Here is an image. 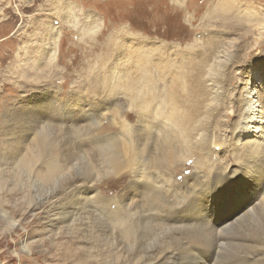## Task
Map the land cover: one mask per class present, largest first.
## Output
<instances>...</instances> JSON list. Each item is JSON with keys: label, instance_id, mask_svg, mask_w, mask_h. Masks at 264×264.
Wrapping results in <instances>:
<instances>
[{"label": "rangeland", "instance_id": "374dc122", "mask_svg": "<svg viewBox=\"0 0 264 264\" xmlns=\"http://www.w3.org/2000/svg\"><path fill=\"white\" fill-rule=\"evenodd\" d=\"M253 89L264 127V0H0V157L42 143L0 175V264L205 258L208 229L176 232L185 214L211 219L186 158L210 154L203 185L217 190L246 164L264 171L238 134ZM97 143L113 151L94 181Z\"/></svg>", "mask_w": 264, "mask_h": 264}, {"label": "bare ground", "instance_id": "6f19581e", "mask_svg": "<svg viewBox=\"0 0 264 264\" xmlns=\"http://www.w3.org/2000/svg\"><path fill=\"white\" fill-rule=\"evenodd\" d=\"M254 75L257 74L254 73ZM216 87V85H212L211 89ZM255 91V89L248 91V95L245 97L244 100L242 117L239 121V140L241 141L242 138L245 139V142L243 144L247 145L245 153L248 154L246 157L264 156V130L262 133L263 125H261L263 123L261 120V118H263V110L260 104L258 103V99H254V96L257 98V96L255 95ZM34 136H31L28 139V143H23V146H21L23 148L21 149V151L19 150V153L15 152V154H10L9 156L5 155V153L4 157H0V175L7 176L8 174L14 173L16 167L21 170V160L27 161V156L29 153H36V150H39L41 148L42 143H37V141L36 143H34ZM253 137L255 138L252 139ZM111 143L96 144L99 150L97 151L98 154L90 158L92 160V164L95 167L94 169H96L95 172H97V175L93 178L94 181L98 180L97 177L102 174L101 171H104L106 169L105 165L108 161V158H111L110 155L113 151V147H111L113 143ZM216 146L222 148L223 144L221 146ZM240 149H242V147ZM86 151L87 150H85L84 154H87ZM191 151L192 153L186 158V161L192 159L194 156H197L196 166L197 168L202 167L201 169L203 170V173L197 170V172L202 175H199L200 178H198V180L195 179L197 183L195 182V185H192L195 188H189L192 189L189 193H193V191L197 192V188H199L202 192L207 193L205 197H200H202L201 199H203V202H205L206 204L202 205L205 207V213L206 215L209 214V217H211V219L205 218V222L203 225L205 228H198V225L200 224L195 221L197 217L194 219L192 218L194 215L189 216L185 214L184 218L180 219V223L176 232H178L177 236L181 233L180 235L186 238L187 234L184 233L186 232V230L189 231L193 229L199 231V229H204L207 231L208 229V232L214 238L212 241L213 249L211 252L209 251V254H206V257L209 256V258L207 257L209 261L206 257V259L203 256L201 257L200 253L193 252L192 250L190 254L193 257L188 260H185V255H179L178 253L171 252L169 249H167L165 251V255H168L167 257L163 259L159 258L151 260L148 264H154L157 262H159L160 264H264V236L258 237L254 235V232L258 231V229L264 230V171H261V167L256 168L254 166L246 164L245 167L242 166L238 175H233L234 177H231V179L226 178L228 180L227 182H225V185L222 186V188L224 187L223 189L217 190V186H215V188H212L211 185H207L205 187V185L203 184L206 182L205 176L206 173H208L207 158H209L208 155L210 154L207 155V152L200 145H193ZM78 156L74 159L67 161L66 165H73L72 163H75L74 160H80L81 155L79 154ZM135 173H137L136 176L141 177L142 174L145 173L144 168H138ZM160 179L162 187L168 185V179L166 177L161 176ZM78 182L79 181L75 182V186L80 185V182ZM36 183L38 185L36 187L37 190H41V188H44L45 183L44 180L41 179V177H37ZM229 186L230 188L232 187V191H227L229 189ZM50 192H52V190H50ZM197 195L199 194L197 193ZM133 198L134 199L131 198L130 203L132 205H135L138 203V200H136V197ZM49 200L50 196L41 198L39 204L45 205L46 203H48ZM127 203L129 204L128 201ZM41 207L42 206H38L34 210L41 209ZM81 214L82 209L80 210L79 206H75L70 211L69 218L72 222L77 220L81 221L82 218H84L80 216ZM202 215L205 216V214ZM180 217L182 218V216ZM194 224L197 225V228ZM238 229H240L241 231L243 230V234L236 233V230ZM231 247L243 249L240 252L238 251L237 253H234V251H230ZM143 252V254L152 255V253H150L149 247L143 248ZM199 254L200 256L197 257V255Z\"/></svg>", "mask_w": 264, "mask_h": 264}]
</instances>
